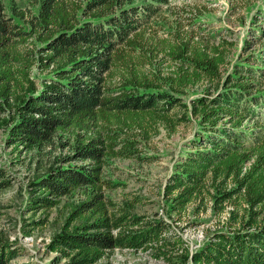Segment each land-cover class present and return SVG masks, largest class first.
<instances>
[{
	"label": "trees",
	"instance_id": "16d2710c",
	"mask_svg": "<svg viewBox=\"0 0 264 264\" xmlns=\"http://www.w3.org/2000/svg\"><path fill=\"white\" fill-rule=\"evenodd\" d=\"M203 13L172 0H32L8 11L0 0V129L18 151H62L32 178L30 209L84 188L48 244L72 264H94L114 249L169 264H264V66L256 63L264 56L251 52L223 72L229 51L199 36ZM208 83L190 104L183 98ZM190 113L197 128L164 191L173 213L200 202L199 213L212 186L220 213L226 202L246 205L241 213L235 203L226 225L191 251L171 221L116 207L102 179L108 159L139 151L128 129L146 120L175 131ZM10 179L0 167V189ZM76 219L84 222L70 227ZM15 255L0 237V264Z\"/></svg>",
	"mask_w": 264,
	"mask_h": 264
},
{
	"label": "rangeland",
	"instance_id": "374dc122",
	"mask_svg": "<svg viewBox=\"0 0 264 264\" xmlns=\"http://www.w3.org/2000/svg\"><path fill=\"white\" fill-rule=\"evenodd\" d=\"M9 10L11 4L30 8L32 0H2ZM173 5H196L203 8L204 13L197 18L204 31L199 36L227 48V63L223 72L232 70L234 64L246 58L251 52L264 56V0H172ZM36 10V6L32 7ZM205 8V9H204ZM223 40L229 45L223 46ZM256 62V60H251ZM264 66V61H257ZM264 82V80H262ZM261 87H264L261 85ZM210 84H201L190 88L183 98L190 104L192 98L201 90H209ZM191 121L178 125L175 131L163 124L139 125L128 129V137L137 140L138 152L134 157L110 158L103 167L102 179L112 183L104 188L105 197L112 200L116 207L132 213L151 218H164L171 221L174 232L182 236L187 248L191 251L207 239L213 229L226 225L230 209L242 210L240 205L226 202L225 211L219 212L216 204L217 188L211 187L213 197L201 204L203 208L197 213V205L193 203L181 217L172 211L171 200L165 194V186L181 158L188 141L197 128L198 118L188 115ZM138 127V128H137ZM49 148H46L48 150ZM68 149L65 148L63 152ZM45 151L24 150L5 143V131L0 129V167L11 176L9 186L0 189V237L11 242L17 249V255L9 260V264H72L68 258L62 257L57 251L49 249L48 244L62 227L69 221L70 210L78 201L86 197L84 188H77L61 197L59 202L49 209H30V199L34 195L30 182L36 175L45 171L52 163L53 156L62 153L55 150L50 154ZM138 155L152 157L150 160L139 159ZM228 188L233 182H228ZM138 197L139 201H136ZM200 208V209H201ZM87 214L83 218H90ZM74 220L70 227L81 224L84 220ZM196 221L197 224H191ZM94 264H169L165 259L156 258L152 252L134 249H114L109 251Z\"/></svg>",
	"mask_w": 264,
	"mask_h": 264
}]
</instances>
